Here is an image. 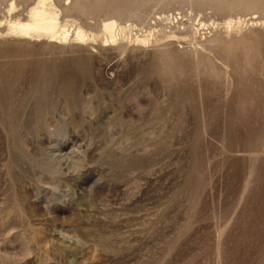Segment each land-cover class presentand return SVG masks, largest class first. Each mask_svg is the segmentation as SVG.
I'll return each mask as SVG.
<instances>
[{
    "label": "rangeland",
    "instance_id": "obj_1",
    "mask_svg": "<svg viewBox=\"0 0 264 264\" xmlns=\"http://www.w3.org/2000/svg\"><path fill=\"white\" fill-rule=\"evenodd\" d=\"M50 1L0 0V264H264V0Z\"/></svg>",
    "mask_w": 264,
    "mask_h": 264
},
{
    "label": "bare ground",
    "instance_id": "obj_2",
    "mask_svg": "<svg viewBox=\"0 0 264 264\" xmlns=\"http://www.w3.org/2000/svg\"><path fill=\"white\" fill-rule=\"evenodd\" d=\"M14 5L13 4L10 5V9H9L10 12L15 9V6ZM27 10L28 11H26V12H27V16H28V19H27L28 21L27 22L24 21L26 23H22L21 22L22 20L21 21H15V22H13V21H11V19H10V22L7 23L8 26H6L7 27L6 30H7V35L8 36H11V37H21V38H31V39L32 38H35V37H38V38L39 37H47V38H49V40H52V41L53 40H58V41H61L62 43H65L67 40H69L68 39L67 32L65 31V27H66V25L68 23L65 24L63 22L64 25L62 24V22H61V20L59 18V15H58V11L55 9V5L50 0H36V3L33 6H31L30 9H27ZM132 15L135 16V14H132ZM12 18H14V17H12ZM131 18H132V16H131ZM112 20H113V18H112ZM112 20H110V21L107 20L108 22L107 21L106 22L103 21V23H101V28H103V30L105 32H107V33L110 34L111 43L112 44H115L116 39L113 36V31L118 28L122 32H125V31H127L129 29V27L128 26L127 27H122L123 25L120 26L118 24V22H117L118 20L117 21H112ZM8 21H9V19H8ZM100 21H101V19H100ZM120 23H121V21H120ZM70 24H71V22H70ZM88 29H89V27H88ZM102 33H104V32H102ZM74 36H75V40L74 41H76L77 44H83L85 41H87L86 40L87 35L85 34V32H82V30L79 31V32H77L76 35H74ZM115 36H116V33H115ZM149 40H150L149 37L148 36H145L144 38H142L139 41H141L142 44L143 43H145V44L147 43L148 44ZM119 45H120V43L118 44V47H119ZM121 45H122V43H121ZM121 45H120V48H118V49L124 50L125 49V45L124 44H123V46H121ZM196 53H197V51H196Z\"/></svg>",
    "mask_w": 264,
    "mask_h": 264
}]
</instances>
